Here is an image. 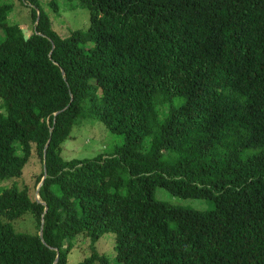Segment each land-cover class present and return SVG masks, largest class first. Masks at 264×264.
I'll list each match as a JSON object with an SVG mask.
<instances>
[{
    "label": "trees",
    "instance_id": "16d2710c",
    "mask_svg": "<svg viewBox=\"0 0 264 264\" xmlns=\"http://www.w3.org/2000/svg\"><path fill=\"white\" fill-rule=\"evenodd\" d=\"M20 1L28 36L0 0V264H67L79 238L77 264H111L108 232L117 263L264 264V0H79L88 26L64 36ZM90 118L121 144L64 158ZM32 152L38 199L16 182Z\"/></svg>",
    "mask_w": 264,
    "mask_h": 264
},
{
    "label": "rangeland",
    "instance_id": "374dc122",
    "mask_svg": "<svg viewBox=\"0 0 264 264\" xmlns=\"http://www.w3.org/2000/svg\"><path fill=\"white\" fill-rule=\"evenodd\" d=\"M8 1L13 5L9 14V20L18 23L25 36L30 35L34 30L30 6L20 0ZM50 1L39 0V3L50 16L52 27L58 34L64 36L69 34L70 30L73 29H86L89 22V10L87 7L82 6L79 0H55L56 9L49 5ZM121 142V135L108 131L100 121L90 118L84 120L79 126L72 127L70 137L62 143V156L66 159H83L93 158L99 153L110 154L114 151L115 146L120 145ZM36 159V156L32 152L29 162L23 169V175L17 178L16 182L19 185H28L33 196L39 198L37 194L38 184L36 185L34 179L39 168V160ZM8 185H10L8 179L1 180L0 191ZM155 197L171 205L196 210H208L214 205V202L210 199L182 197L170 193L160 186L155 187ZM12 224L17 231L31 232L34 230V223L29 215H24L22 218L13 220ZM86 241L89 240L79 238L77 241H74L73 247L68 254L67 264H77L78 261L89 254V249H86ZM114 244V233L108 232L97 240L96 247L99 252L107 256L111 264H122L117 263L115 260Z\"/></svg>",
    "mask_w": 264,
    "mask_h": 264
},
{
    "label": "water",
    "instance_id": "95a60500",
    "mask_svg": "<svg viewBox=\"0 0 264 264\" xmlns=\"http://www.w3.org/2000/svg\"><path fill=\"white\" fill-rule=\"evenodd\" d=\"M47 145V144H46ZM44 171H45V167H44ZM44 177L45 176H43V178L41 179V181H40V183L38 184V186H37V191H38V188H39V186H40V184L42 183V180L44 179ZM37 198V197H36ZM38 199V198H37ZM39 235L41 236L42 235V232L40 231L39 232ZM58 256V255H57Z\"/></svg>",
    "mask_w": 264,
    "mask_h": 264
},
{
    "label": "clouds",
    "instance_id": "9594fccd",
    "mask_svg": "<svg viewBox=\"0 0 264 264\" xmlns=\"http://www.w3.org/2000/svg\"><path fill=\"white\" fill-rule=\"evenodd\" d=\"M37 194H38V191H37ZM36 198V197H35ZM37 199V198H36Z\"/></svg>",
    "mask_w": 264,
    "mask_h": 264
}]
</instances>
